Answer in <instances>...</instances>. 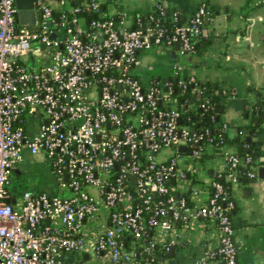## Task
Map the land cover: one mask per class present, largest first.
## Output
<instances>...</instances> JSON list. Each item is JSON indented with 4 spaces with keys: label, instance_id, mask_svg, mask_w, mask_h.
Segmentation results:
<instances>
[{
    "label": "built area",
    "instance_id": "2783aa9c",
    "mask_svg": "<svg viewBox=\"0 0 264 264\" xmlns=\"http://www.w3.org/2000/svg\"><path fill=\"white\" fill-rule=\"evenodd\" d=\"M101 3L34 0L28 27L16 0H0V264H168L181 232L199 223L216 229L217 246L197 264L218 256L238 264L236 203L219 172L205 185L200 173L221 152L227 180L237 183L251 158L226 151L197 122L184 125L179 93L206 90L194 76L179 78L181 65L176 80L145 82L135 72L152 48L192 55L210 10L200 5L186 23L174 11L168 28L157 6L128 28ZM29 55L43 63L28 64ZM200 107L215 109L209 99ZM24 149L49 160L57 193L10 189Z\"/></svg>",
    "mask_w": 264,
    "mask_h": 264
},
{
    "label": "crops",
    "instance_id": "0c3cea01",
    "mask_svg": "<svg viewBox=\"0 0 264 264\" xmlns=\"http://www.w3.org/2000/svg\"><path fill=\"white\" fill-rule=\"evenodd\" d=\"M102 4H105L104 13L107 16L123 19L128 28L135 27L137 17L150 14L158 4L170 14L179 12L183 21H187L200 5H206L213 11V16L202 31L208 46L201 56L192 54L185 58L179 78L194 76L199 83L213 84L223 94L227 93L223 120L230 126L228 131L231 138L236 135L237 128L249 124L257 94L264 88V0H102ZM153 49L177 53L176 48H152L141 52L136 63V74L141 56ZM24 60L33 66L43 63L35 61L30 55ZM174 62L167 76L157 75L147 81L138 76L145 82L152 79L176 80L174 68L177 59ZM262 118L263 124L255 139L261 143L264 151V112ZM225 150L237 153V148L233 146L226 145ZM22 154L23 160L12 176L29 174L34 177L36 170H49L51 174L50 162L43 154L35 157L27 149ZM206 161L211 169H204L200 173L204 185L209 182L210 171L225 173L227 170L221 152L212 154ZM36 187L33 181L32 188L27 191L58 192L53 180L44 183L40 190ZM232 196L236 203L233 223L238 264H264V178L259 177V171L258 178L248 185L234 183ZM206 197L203 195V201ZM196 228L181 232L180 244L175 247L173 255L168 254V264H197L207 249L217 246L216 229L201 223ZM70 264H74V261Z\"/></svg>",
    "mask_w": 264,
    "mask_h": 264
},
{
    "label": "trees",
    "instance_id": "16d2710c",
    "mask_svg": "<svg viewBox=\"0 0 264 264\" xmlns=\"http://www.w3.org/2000/svg\"><path fill=\"white\" fill-rule=\"evenodd\" d=\"M91 2L93 0H87ZM159 7L163 6L158 4ZM156 9V8H155ZM167 10V9H166ZM100 12H105V4L100 5ZM167 17L163 19L164 24L170 28L171 18L170 12L167 10ZM149 15V14H148ZM148 15H139L137 19L141 18L144 22L147 21L146 17ZM85 16L90 18H98L99 15L96 14H85ZM213 16V11L210 10V18ZM118 20V17H113ZM137 21V20H136ZM210 21V20H209ZM208 21V22H209ZM182 23H186L181 18ZM208 22L206 24H208ZM205 24V25H206ZM205 27V26H204ZM208 46L207 40L201 35L194 41V53L195 55L201 56ZM201 90L205 91L200 96H196L192 92V86L188 88L184 95L179 93V109L185 111L183 115L184 125L187 123V119H190L189 124L191 125L193 122H197L198 124L209 128L212 131L213 136L217 139L220 138L221 145H228L237 148V153L240 157H250L251 163L246 165V167H240L237 172V183L239 186L248 185L254 182L258 178L259 169L264 166V162H262V158H264V151L262 150V145L255 138L257 136V131L260 126L263 124V112H264V88L262 92L257 94V103L253 106L251 111V118L248 125L237 128L236 135L234 137L229 136V128L230 126L224 122L223 116L225 112V98L228 96L227 93L223 94V91L220 88H216L213 84L199 83ZM178 94V93H177ZM176 94V95H177ZM204 99H209L211 104L215 107L214 111H206L202 110L200 107L202 101ZM227 124V129H223V125ZM248 172H254L256 176L254 178H250L247 176ZM211 177L213 176V172H210ZM215 179L222 183L226 188L229 196L234 201L232 196V189L234 183L232 181L227 180V173H220L218 177ZM211 191V190H210ZM235 202V201H234ZM235 212V210H234ZM168 257L165 255L164 258ZM217 264H223L221 257H216Z\"/></svg>",
    "mask_w": 264,
    "mask_h": 264
},
{
    "label": "rangeland",
    "instance_id": "374dc122",
    "mask_svg": "<svg viewBox=\"0 0 264 264\" xmlns=\"http://www.w3.org/2000/svg\"><path fill=\"white\" fill-rule=\"evenodd\" d=\"M178 55V57L175 55ZM177 59L178 65H183L184 57L180 56L179 53L173 52V50L162 51L153 49L142 55L140 62L137 67V74L145 81L149 80L150 77L157 75L167 76L174 66V60ZM176 64V65H177ZM183 69V67H182ZM205 166H208V162L205 161ZM55 182V179L51 176L49 170H36L34 177L29 174L23 176H12L11 177V189L16 194L17 192L24 193L32 188V182H36L39 190L44 183Z\"/></svg>",
    "mask_w": 264,
    "mask_h": 264
},
{
    "label": "water",
    "instance_id": "95a60500",
    "mask_svg": "<svg viewBox=\"0 0 264 264\" xmlns=\"http://www.w3.org/2000/svg\"><path fill=\"white\" fill-rule=\"evenodd\" d=\"M16 7L18 9L17 20L19 24L32 27L35 23V13H34V0H16ZM178 49V46H176ZM182 120H179L181 123ZM181 151L185 152L186 148L181 147ZM264 160V159H263ZM259 177L264 178V167L259 169ZM67 179V177H66ZM135 180V179H134ZM14 202V201H13ZM175 248L170 249V254L173 255Z\"/></svg>",
    "mask_w": 264,
    "mask_h": 264
}]
</instances>
